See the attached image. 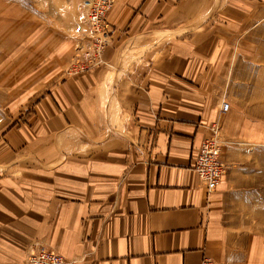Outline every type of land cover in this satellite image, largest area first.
Segmentation results:
<instances>
[{"label": "crops", "instance_id": "obj_1", "mask_svg": "<svg viewBox=\"0 0 264 264\" xmlns=\"http://www.w3.org/2000/svg\"><path fill=\"white\" fill-rule=\"evenodd\" d=\"M105 22L98 66L68 76L88 31L57 37L7 97L0 264H264V0H114ZM215 129L207 194L193 165Z\"/></svg>", "mask_w": 264, "mask_h": 264}, {"label": "rangeland", "instance_id": "obj_2", "mask_svg": "<svg viewBox=\"0 0 264 264\" xmlns=\"http://www.w3.org/2000/svg\"><path fill=\"white\" fill-rule=\"evenodd\" d=\"M80 5V0H0V125L7 120L8 95L35 80L38 68L46 63L44 53L50 52L57 37L76 43L88 31L86 46L68 45L74 50L67 75L88 67L84 56L92 38ZM78 59L82 65L76 64Z\"/></svg>", "mask_w": 264, "mask_h": 264}, {"label": "bare ground", "instance_id": "obj_3", "mask_svg": "<svg viewBox=\"0 0 264 264\" xmlns=\"http://www.w3.org/2000/svg\"><path fill=\"white\" fill-rule=\"evenodd\" d=\"M92 1L93 0H88V1H84L83 2V9L86 12V22H87L88 28H89L90 33H91V38H92V41L88 45V51L86 52V54L84 56L85 61L88 64V67H83L81 70H78V71L76 70V71L73 72L72 75H77L76 73H79V72H86V71L98 66L101 63V56H102L105 48L109 44L110 35H109L108 29H107V26H106L105 19H106L107 14L111 11V9L114 6V0H104V5L108 9L102 13V16H101L100 20L96 24H95L94 20H92V16H89L90 12H92V4H93ZM91 66H92V68H91ZM225 106H227L226 110H224ZM228 110H229V104L228 103H223L221 105V112L225 114V113L228 112ZM201 146L202 147L203 146H205V147L207 146V147H209V148H211L213 150H216L218 152V154H219V161H220L219 164L221 163V166H222V175H221L219 183L217 185V187H218L219 184L222 181V178L225 175V166H224V164H223V162L221 160L222 142H221V140L219 138L218 131H216V129L213 130L212 131V136L210 138H208V139L203 140L201 145H200V147ZM194 161H196V159ZM194 165H195V162H194ZM193 171L197 175V173H196V171L194 169V166H193ZM197 177H198V175H197ZM203 185H204V183H203ZM204 187H205V185H204ZM217 187L212 192H214L217 189ZM205 190H206V187H205ZM212 192H210V193H212ZM210 193L207 192V194H210ZM42 251H48V252H51V253L57 255L56 253H54V252H52L50 250H47V249H44V248H39L38 250H36V251H34V252L29 254V256L26 258L24 264H27V260H29L28 258L30 256L36 254L37 252H42ZM57 256H59L65 262L64 264H72L71 262L66 261L65 259H63L60 255H57ZM208 260H210V259H208Z\"/></svg>", "mask_w": 264, "mask_h": 264}, {"label": "built area", "instance_id": "obj_4", "mask_svg": "<svg viewBox=\"0 0 264 264\" xmlns=\"http://www.w3.org/2000/svg\"><path fill=\"white\" fill-rule=\"evenodd\" d=\"M92 12L89 16H92L95 24L100 20L102 13L108 8L104 5V0H93L92 1ZM77 65H82L83 60L78 59L76 62ZM227 109V106L224 107V110ZM194 166V169L204 183L208 193L212 192L218 185L220 177L222 175V166L219 164V154L216 150H213L209 147L201 146L197 156ZM27 260V264H64L65 262L57 255L48 252L42 251L37 252L36 254L30 256ZM201 264H216L211 260L205 259Z\"/></svg>", "mask_w": 264, "mask_h": 264}]
</instances>
